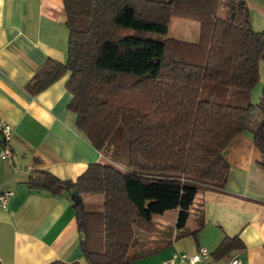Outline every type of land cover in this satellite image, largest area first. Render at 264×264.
Segmentation results:
<instances>
[{
    "label": "trees",
    "instance_id": "trees-1",
    "mask_svg": "<svg viewBox=\"0 0 264 264\" xmlns=\"http://www.w3.org/2000/svg\"><path fill=\"white\" fill-rule=\"evenodd\" d=\"M64 7L68 59L48 61L27 88L39 93L70 73L69 109L109 161L90 164L76 181L35 170L29 186L78 192L73 207L87 264H131L136 229L154 231L153 215L178 209L183 228L201 188L225 187V151L256 112L264 168V90L258 104L251 100L264 29L253 30L245 2L236 0L225 17L219 0H64ZM174 19L197 22L198 39L149 37L167 36ZM95 194L104 197L102 210L83 201ZM242 248L239 237H226L216 254Z\"/></svg>",
    "mask_w": 264,
    "mask_h": 264
},
{
    "label": "crops",
    "instance_id": "crops-1",
    "mask_svg": "<svg viewBox=\"0 0 264 264\" xmlns=\"http://www.w3.org/2000/svg\"><path fill=\"white\" fill-rule=\"evenodd\" d=\"M225 17L234 0H219ZM245 2L255 31L264 29V0ZM174 19L171 25L174 23ZM187 21V20H182ZM170 25V27H171ZM173 37L196 41L199 24H176ZM69 30L64 0H0V117L13 127V162H0V193H13L7 211L0 210V264H51L55 261L87 264L81 247L73 199L29 186L35 170L61 180L76 181L90 164L104 161L77 126V114L66 87L67 73L43 91L27 86L48 62L68 59ZM259 82L251 92L258 104L264 90V61ZM262 121L254 113L242 133L228 146L230 165L224 188H201L183 228L178 209L153 215L155 230L136 229L128 251L131 264H161L180 253L194 254L206 247L207 264H264V168L254 134ZM239 237L244 248L224 256L216 251L226 237Z\"/></svg>",
    "mask_w": 264,
    "mask_h": 264
},
{
    "label": "built area",
    "instance_id": "built-area-1",
    "mask_svg": "<svg viewBox=\"0 0 264 264\" xmlns=\"http://www.w3.org/2000/svg\"><path fill=\"white\" fill-rule=\"evenodd\" d=\"M12 138L13 127L4 118L0 117V162H13ZM12 195L13 193L10 191L0 193V210H8ZM209 255L210 252L206 247H199L194 254L180 253L163 261L161 264H207ZM230 264H241V261L235 258Z\"/></svg>",
    "mask_w": 264,
    "mask_h": 264
},
{
    "label": "rangeland",
    "instance_id": "rangeland-1",
    "mask_svg": "<svg viewBox=\"0 0 264 264\" xmlns=\"http://www.w3.org/2000/svg\"><path fill=\"white\" fill-rule=\"evenodd\" d=\"M187 21H182V20H175L174 23L170 27V35H175V27L176 24H183L186 23ZM149 37L154 40L161 41L165 36L161 34H156V33H149ZM104 155V160L109 161V157L107 154ZM83 201L87 207V209L90 210H102L103 208V203H104V197L101 194H95V195H84L83 196Z\"/></svg>",
    "mask_w": 264,
    "mask_h": 264
},
{
    "label": "water",
    "instance_id": "water-1",
    "mask_svg": "<svg viewBox=\"0 0 264 264\" xmlns=\"http://www.w3.org/2000/svg\"><path fill=\"white\" fill-rule=\"evenodd\" d=\"M71 197H72V199L75 200V201H81V197H80V195L78 194V192H76V191H74V192L71 193Z\"/></svg>",
    "mask_w": 264,
    "mask_h": 264
}]
</instances>
